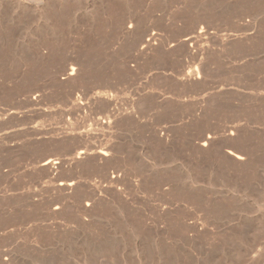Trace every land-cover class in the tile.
<instances>
[{
  "label": "rangeland",
  "instance_id": "1",
  "mask_svg": "<svg viewBox=\"0 0 264 264\" xmlns=\"http://www.w3.org/2000/svg\"><path fill=\"white\" fill-rule=\"evenodd\" d=\"M0 14V264H264V0Z\"/></svg>",
  "mask_w": 264,
  "mask_h": 264
},
{
  "label": "bare ground",
  "instance_id": "2",
  "mask_svg": "<svg viewBox=\"0 0 264 264\" xmlns=\"http://www.w3.org/2000/svg\"><path fill=\"white\" fill-rule=\"evenodd\" d=\"M4 3V2H3ZM204 3V2H203ZM55 11V10H54ZM0 16H1V14H0ZM3 18V17H2ZM1 20H3V19H1ZM13 20V19H12ZM3 22H4V20H3ZM3 22H1V23H3ZM15 26V25H14ZM9 30V29H8ZM203 30H205V29H202V30H200V32H199V34H202L203 33ZM205 32V31H204ZM133 33V32H132ZM141 34H144V33H141ZM138 35H140V34H138ZM132 36V35H131ZM149 36V35H148ZM160 36V35H159ZM190 37H186L185 38V42L187 43V42H194L195 41V39H197V37L198 36H191V35H189ZM137 37V36H136ZM133 38V37H132ZM134 38H135V36H134ZM148 39L146 40V41H143L142 40V45L144 46V47H146V48H150L151 47V43H153V41H156V36L154 35V34H152L151 36H149V37H147ZM135 39H138V38H135ZM141 39L139 38L138 39V41H140ZM124 41H126V40H124ZM135 41V40H134ZM141 42V41H140ZM183 42V41H182ZM184 42V43H185ZM133 43V42H132ZM139 43V42H138ZM159 43V42H158ZM197 43V42H196ZM183 44V43H182ZM192 45V44H191ZM154 46V45H153ZM194 46H195V44H194ZM157 47V46H156ZM185 47V46H184ZM156 50H157V48H155ZM152 50H153V48H152ZM184 50V49H183ZM185 51H187V49L185 50ZM189 51V50H188ZM160 52V51H159ZM189 54V53H188ZM69 60V59H68ZM71 60H69V62H70ZM73 62L74 61H72L71 63L73 64ZM71 63H70V65H71ZM81 63V62H80ZM65 65V64H64ZM63 65V67L62 68H64L65 66ZM66 66H68V65H66ZM80 66H82V65H80ZM78 64H74V65H72L71 66V69H70V72L69 73H67V71L68 70H66V73L65 74H62V75H64L65 76V79H67V81H68V79H70L73 75H75V74H77L78 76L79 75H81L80 77H82L83 75V72L81 71L82 69H81V67H80ZM83 67V66H82ZM186 68V67H185ZM190 67H188V69H189ZM84 69V68H83ZM201 69V68H200ZM65 70V69H64ZM197 72V71H196ZM204 72V71H203ZM199 74H200V72H199ZM206 74V73H205ZM85 77V76H84ZM184 77V76H183ZM72 80V79H71ZM186 82L187 83H194V82H197L198 81V76L197 75H195V73L193 74L192 72L190 73V72H188L187 73V77H186ZM199 81H200V79H199ZM65 82V81H64ZM197 83H200V82H197ZM195 87V86H194ZM90 103V102H89ZM81 104V103H80ZM113 118V117H112ZM102 121V120H101ZM106 123V122H105ZM108 123V122H107ZM237 131V130H236ZM238 132V131H237ZM234 133V132H233ZM235 134V133H234ZM86 135V134H85ZM237 136V135H236ZM69 137V136H68ZM231 138V137H230ZM228 139V138H227ZM202 141V140H201ZM211 141H212V137L211 136H207L204 140H203V142H202V144H201V146L203 147V148H205V147H207L208 145H210V143H211ZM90 145V144H89ZM209 147V146H208ZM104 151V150H103ZM107 151L104 153V152H100L98 155H99V157H100V160H104V161H106L107 160ZM97 155V156H98ZM228 155L233 159V165L234 166H242V165H245L244 163L246 162V160L248 159H246V154H244V153H240V152H238V151H233V152H228ZM75 156V155H74ZM73 156V157H74ZM250 155H248V157H249ZM88 157V154H87V151L84 149H81V150H79L78 151V153H76V157H74L73 159H72V163H70L69 164V166H77L78 164H80V163H83V162H86V160L88 159L87 158ZM107 157V158H106ZM71 162V161H70ZM98 162V161H97ZM232 162V161H231ZM41 167H42V169H44L49 175H53V176H55V174L60 170V169H62L63 168V163L62 162H60V161H58V160H55V159H45V160H43L42 161V163H41ZM74 186V183H72V182H63V181H60L59 182V184H58V187L60 188V189H62V191H71V190H74L73 187ZM72 192V191H71ZM70 193V192H69ZM66 194V193H65ZM86 208V207H85ZM87 208H88V206H87ZM84 210V209H83Z\"/></svg>",
  "mask_w": 264,
  "mask_h": 264
}]
</instances>
